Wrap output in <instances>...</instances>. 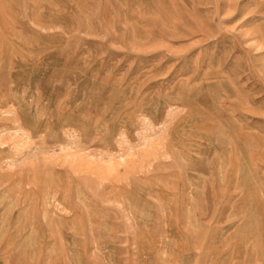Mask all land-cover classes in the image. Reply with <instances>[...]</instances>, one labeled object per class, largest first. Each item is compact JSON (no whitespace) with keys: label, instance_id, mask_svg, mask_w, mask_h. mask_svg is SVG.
<instances>
[{"label":"rangeland","instance_id":"1","mask_svg":"<svg viewBox=\"0 0 264 264\" xmlns=\"http://www.w3.org/2000/svg\"><path fill=\"white\" fill-rule=\"evenodd\" d=\"M0 264H264V0H0Z\"/></svg>","mask_w":264,"mask_h":264}]
</instances>
